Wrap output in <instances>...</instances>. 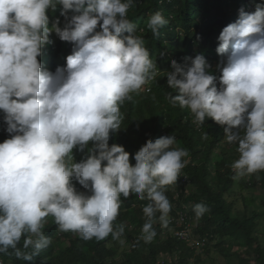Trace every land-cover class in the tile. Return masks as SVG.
<instances>
[{
	"label": "clouds",
	"instance_id": "9594fccd",
	"mask_svg": "<svg viewBox=\"0 0 264 264\" xmlns=\"http://www.w3.org/2000/svg\"><path fill=\"white\" fill-rule=\"evenodd\" d=\"M57 5L62 28L59 18L49 27L46 14ZM131 6L132 0H0V125L8 134L0 135V253L12 249L17 259L31 260L51 243L50 231L59 243L111 234L123 244L125 225L114 221L134 209L145 220L138 241L150 243L155 224L177 236L189 205L182 197L173 215L176 203L164 190L176 183L189 152L173 147L167 120L188 119L199 135L210 125L223 144L238 145L233 179L264 171V0L223 27L219 46L199 36L186 40L153 13V34L177 31L162 38L159 60L134 34ZM50 33L73 43L71 54L54 57L52 72L45 69L49 56L38 60ZM154 116L162 118V137L129 152L109 145L110 132L141 135ZM208 210L195 204V219ZM22 236L31 251L17 247Z\"/></svg>",
	"mask_w": 264,
	"mask_h": 264
},
{
	"label": "trees",
	"instance_id": "16d2710c",
	"mask_svg": "<svg viewBox=\"0 0 264 264\" xmlns=\"http://www.w3.org/2000/svg\"><path fill=\"white\" fill-rule=\"evenodd\" d=\"M247 0H132L127 17L135 25V35L141 37L149 51L150 59L159 60L165 55L162 38L174 39L177 31H163L153 34L147 27L148 18L160 12L166 20L172 21L173 29L177 27L185 32V39L199 36L197 40L206 44L219 46L218 34L223 27L235 22L240 10L248 13L255 11L262 0H254L248 8L242 7ZM251 2V0H248ZM62 5L56 10H47L49 27L59 18V26H64V17L60 15ZM68 15H72L69 10ZM170 24V23H167ZM99 31V23L97 26ZM123 33L122 35H127ZM52 41L46 44V52L41 51V58L46 60V71L52 72L56 66L54 57L71 54L73 43L60 40L55 33L49 34ZM64 63V62H63ZM42 66V65H41ZM44 69V70H45ZM0 111V118L2 117ZM162 118L154 116L142 124V134L130 133L117 135L110 132L109 145L122 146L126 152L136 145L143 146L148 140L162 137L160 127ZM172 123L176 136L173 147L183 148L189 156L183 158L188 163L181 170L175 184L165 186L168 200L176 203L172 214L181 210L180 200L186 197L189 205L188 218L175 227L178 235L173 236L170 229L162 230L154 225L156 237L150 243L138 241L141 228L145 223L137 209L120 213L114 226L124 224L125 229L120 240L109 234L103 240L95 238L83 240L78 244L59 243L53 240L49 246L31 260L17 259L12 249L0 253L5 264H264V171L240 179H233L234 171L230 165L238 158L236 144H223V135L210 125L201 127V135L191 131L193 126L188 119ZM1 132V125H0ZM154 133L153 136H146ZM203 133L208 138H203ZM259 177V179H257ZM178 195L179 201L175 200ZM204 204L209 210L197 221L193 211L195 204ZM132 211V210H130ZM130 232H126L128 229ZM182 234V235H180ZM23 239L17 244L23 251ZM121 244L124 247L122 250ZM237 249V250H236Z\"/></svg>",
	"mask_w": 264,
	"mask_h": 264
},
{
	"label": "rangeland",
	"instance_id": "374dc122",
	"mask_svg": "<svg viewBox=\"0 0 264 264\" xmlns=\"http://www.w3.org/2000/svg\"><path fill=\"white\" fill-rule=\"evenodd\" d=\"M218 36H219V34H218ZM5 129H6V125H4L3 127H2V129H1V134L0 135H2V138H4V139H6L7 137H8V134H7V132L5 131ZM237 250V249H236ZM215 264H220V263H215Z\"/></svg>",
	"mask_w": 264,
	"mask_h": 264
},
{
	"label": "built area",
	"instance_id": "2783aa9c",
	"mask_svg": "<svg viewBox=\"0 0 264 264\" xmlns=\"http://www.w3.org/2000/svg\"><path fill=\"white\" fill-rule=\"evenodd\" d=\"M0 264H2V263L0 262Z\"/></svg>",
	"mask_w": 264,
	"mask_h": 264
}]
</instances>
